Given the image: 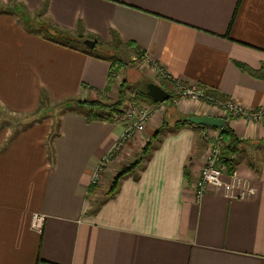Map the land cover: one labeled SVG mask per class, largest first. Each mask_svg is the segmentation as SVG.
<instances>
[{
    "label": "crops",
    "instance_id": "0c3cea01",
    "mask_svg": "<svg viewBox=\"0 0 264 264\" xmlns=\"http://www.w3.org/2000/svg\"><path fill=\"white\" fill-rule=\"evenodd\" d=\"M42 18L98 48L133 45L172 79L264 108V80L237 66L264 65V0H0V264H264V119L176 103L180 116L224 118L242 141L225 186L195 198L217 129H175L167 109L116 153L109 169L129 167L163 126L100 198L91 175L123 126L89 120L77 101L107 95L111 62L44 38ZM43 93L76 102L52 121L39 112Z\"/></svg>",
    "mask_w": 264,
    "mask_h": 264
},
{
    "label": "rangeland",
    "instance_id": "374dc122",
    "mask_svg": "<svg viewBox=\"0 0 264 264\" xmlns=\"http://www.w3.org/2000/svg\"><path fill=\"white\" fill-rule=\"evenodd\" d=\"M24 20H25L24 23H26V25L28 24L31 27L29 18L26 17V19ZM36 28H39L41 35L44 38L48 39L49 41H53V42H56L64 46H70V45L77 46L79 48H82L86 53H89L90 55L102 56L111 62L110 70H109V79H108L110 82V85L108 86L107 91H106L107 95L104 97L98 98L97 101L99 105L97 106H90L88 104H82L81 106L83 107L79 106V108H82L84 112H88L86 114L91 113V115L89 116L90 119H94L92 117H95V116L102 118V119L109 118V109H110L109 105H112L116 102L120 103V105L117 107L119 109L118 110L119 112L116 114L113 113L112 115L114 116V119L115 117L116 119H122L125 116V113L129 111V108L133 105L134 102H139L142 100V99L141 100L138 99L137 90L138 88H140L141 85L144 84V79L155 82L158 85H160L162 81L167 82L168 84L172 85L170 81H166L160 75H156V73L153 71L149 63L147 62L145 63L144 60L141 59L140 55L134 54L133 49L128 50L127 49L128 47L126 46L113 44V45H107L103 47L101 45V47L99 46V48L96 46L97 48L95 47L92 50H88L85 46L78 44L77 42H74L73 40H71L76 37H71V36L64 34L63 31L58 29L55 25H52L48 21H44V18L40 20V25L39 27H36ZM121 83H123L124 86H121ZM168 89H170L171 94H172L171 96V94L169 93L171 99L170 100L168 99L160 103L161 106L158 112V113H163L167 111V109L169 110L166 113V119H167L166 123L170 122L173 119H176V118L178 119L180 117V115H177L175 107L171 106L173 104L176 105V103H187L191 105V107L188 108L190 110L192 109V106L195 103L199 105H201L202 103H205V105L216 106L214 104H210L211 101L206 102L201 99H199L198 101H193L191 98L187 96L184 97L180 93L179 95L177 91L173 88V85L171 86V88L169 86ZM41 98H42L41 99L42 105L39 110L40 115L42 117L52 118V121L56 120L55 118L57 116L64 114V112L70 108V106L68 105L70 104L74 105L76 102V101L75 102L73 101V103L65 102V103L52 104L51 102H49L45 93H43ZM85 101L89 102L90 100H85ZM61 104H63V106H61ZM219 107L221 110L222 109L221 105ZM25 117L26 118L20 117V121L27 122L31 117H33V115L31 116L25 115ZM116 122L121 123L122 126H124L125 124L124 122L119 121V120ZM164 123L165 122L162 120L161 125H163ZM14 126L15 128H13ZM18 128H19V125H17V123H13L12 125H10L11 131L17 130ZM144 132L145 130L139 132L138 134H136L135 137H133L129 141L131 140L134 141V140L140 139L141 137L143 139ZM150 138L151 137H149V139ZM143 157L144 156H142V149H141L140 153L138 152L133 156V159L135 158L134 159L135 161L141 162L143 160ZM110 164H111V161H108L103 166L102 170L98 173V176L96 177L95 181H92L93 174L95 171L91 175L92 178L90 180V184L96 187V190L98 191V193H100V198L103 197L104 194L105 196L108 195L110 191V186L112 184V180L122 170L121 168L117 170L116 168L109 169ZM131 165L132 164H129V166ZM102 175H104L103 178H102Z\"/></svg>",
    "mask_w": 264,
    "mask_h": 264
},
{
    "label": "built area",
    "instance_id": "2783aa9c",
    "mask_svg": "<svg viewBox=\"0 0 264 264\" xmlns=\"http://www.w3.org/2000/svg\"><path fill=\"white\" fill-rule=\"evenodd\" d=\"M144 62L149 63L151 68L156 73L160 75L166 81H170L173 88L177 93L184 97H189L193 101H198L199 99L209 102L210 104L216 105L215 107L220 110V105L222 109L220 112L229 117H241L250 121H262L264 119V108H258L256 110H247L237 104H235L230 99H225L223 101L213 100L210 96L206 94V88L200 85H186L172 79L159 65L155 64L153 61L143 59ZM179 94V95H180ZM205 104V103H202ZM219 105V106H218ZM160 104H150L143 101L134 102L129 108V111L125 113V116L119 121L124 122L123 130L119 136L117 142L114 144L112 150L100 161L93 174L92 181L96 180L98 173L102 170L103 166L108 162L112 161L114 156L120 149L123 148L124 144L130 139L136 136L139 132L143 131L149 120L159 112ZM117 120V121H118ZM222 137L217 130L213 143L208 151L207 159L199 173V176L194 184V196L196 199H200L210 187L215 189H222L225 186L224 175L228 172L226 166L220 161V154L222 149ZM44 218L42 215L34 214L32 217V227L36 230H40L43 226Z\"/></svg>",
    "mask_w": 264,
    "mask_h": 264
},
{
    "label": "trees",
    "instance_id": "16d2710c",
    "mask_svg": "<svg viewBox=\"0 0 264 264\" xmlns=\"http://www.w3.org/2000/svg\"><path fill=\"white\" fill-rule=\"evenodd\" d=\"M76 38H79V37H76ZM97 45V44H96ZM95 45V47H96ZM132 47L133 51H134V54L136 55H140L141 56V53L139 52V50H137L133 45H129ZM94 47V48H95ZM91 53V52H90ZM237 66L242 69L243 71L247 72L249 75L255 77V78H258V79H262L264 80V65L261 66V68L259 70H252L250 69L249 67L245 66V65H242V64H237ZM125 82V81H123ZM146 82H149V80L147 79H144V84L140 86V88H138L137 90V94H138V99H142L141 101H147L149 102L150 104H155L154 102H152L149 98H147L144 94V85ZM161 87L164 88L166 91H168L170 94H171V91L170 89H168V87L170 86L171 88V84H168L167 82H164L162 81L160 83ZM165 85V86H163ZM121 86H124L123 83H121ZM203 87V86H202ZM205 88V87H204ZM206 94L208 96H210L211 98H213V100H220V101H223L225 99H227L226 97H221L219 95H217V93H214L213 91H211L210 89H207L206 88ZM121 92V91H120ZM172 96V94H171ZM171 99V97H169V100ZM78 103H83V104H88L90 106H97L99 105L98 101H77ZM120 105L119 102H116L112 105H109V118H106V121H109V122H115L117 121L118 119H114V116L112 115L113 113H118L119 109L117 108L118 106ZM175 104L171 105V106H174ZM91 115V113L88 114V119L90 118L89 116ZM94 119H100V120H104L102 118H99V117H92ZM187 116H180L178 119H174L173 121V126L175 129L177 128H180V127H183L185 125H192L191 123H189L187 121ZM90 120V119H89ZM165 122V121H164ZM164 126L166 125V123L163 124ZM198 128H207L205 126H197ZM219 130V134L221 135L222 137V143H223V146H222V149H221V154H220V161L221 163H223L226 168H227V171L229 173H231L233 170H234V156L236 154H238L242 147H241V144H242V141L235 135L234 131L227 125V124H224V126L220 129H217ZM163 132V126L160 127L159 130H157L154 135H153V140L157 138V136H159L160 134H162ZM153 140H150L148 141L147 143H145V145L142 147V156H147V153L151 147V142H153ZM140 162L139 161H134V163H132L131 166L129 167H126V168H122V170L114 177V179L112 180V184L110 186V191L108 193V195H111L115 189H116V186L118 184V180L124 176L125 174H128L130 172H133V170L138 166Z\"/></svg>",
    "mask_w": 264,
    "mask_h": 264
},
{
    "label": "water",
    "instance_id": "95a60500",
    "mask_svg": "<svg viewBox=\"0 0 264 264\" xmlns=\"http://www.w3.org/2000/svg\"><path fill=\"white\" fill-rule=\"evenodd\" d=\"M78 44L85 46L88 50L95 47V41L90 38H74L71 39ZM144 94L154 103H162L169 99L170 94L160 85L149 81L144 85ZM187 121L195 126H205L210 128L220 129L225 124V119L221 117H214L210 115H187Z\"/></svg>",
    "mask_w": 264,
    "mask_h": 264
}]
</instances>
